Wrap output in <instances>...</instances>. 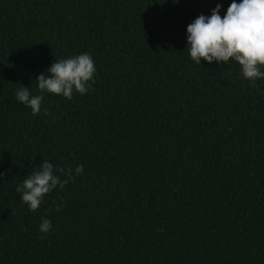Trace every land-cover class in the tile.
I'll list each match as a JSON object with an SVG mask.
<instances>
[{"label": "trees", "instance_id": "obj_1", "mask_svg": "<svg viewBox=\"0 0 264 264\" xmlns=\"http://www.w3.org/2000/svg\"><path fill=\"white\" fill-rule=\"evenodd\" d=\"M231 2L0 0V264H264V79L187 48ZM84 52L86 94L39 92ZM43 160L73 178L33 212L15 189Z\"/></svg>", "mask_w": 264, "mask_h": 264}, {"label": "clouds", "instance_id": "obj_2", "mask_svg": "<svg viewBox=\"0 0 264 264\" xmlns=\"http://www.w3.org/2000/svg\"><path fill=\"white\" fill-rule=\"evenodd\" d=\"M178 0H173L177 3ZM221 5L218 3L210 16L200 14L187 26V48L191 59L201 64V60L212 63H227L229 60L238 62L243 77L255 86V81L264 79V0H232L222 17L219 14ZM41 73L36 81L40 93L62 95L71 99L73 92L86 94L92 87L96 65L92 56L81 53L69 58L54 61ZM16 99L31 109L32 115L41 114L44 96L33 95L29 87L17 90ZM44 115H50L43 110ZM59 173L60 175H57ZM76 174L83 173V166L78 165ZM3 173H0V177ZM65 176V179H61ZM73 178L71 167L54 168L48 160H43L38 169L28 175L15 191L20 194L21 201L30 211L40 207L44 197L59 187L63 189ZM56 211L61 205H54ZM49 219H42L39 225L45 238L51 230Z\"/></svg>", "mask_w": 264, "mask_h": 264}]
</instances>
